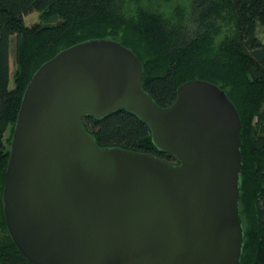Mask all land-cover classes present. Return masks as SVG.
I'll list each match as a JSON object with an SVG mask.
<instances>
[{
    "label": "water",
    "instance_id": "obj_1",
    "mask_svg": "<svg viewBox=\"0 0 264 264\" xmlns=\"http://www.w3.org/2000/svg\"><path fill=\"white\" fill-rule=\"evenodd\" d=\"M121 109L177 162L100 147L83 119ZM241 129L214 83L187 81L161 106L120 42L63 49L33 74L14 126L3 191L10 237L32 264H240Z\"/></svg>",
    "mask_w": 264,
    "mask_h": 264
},
{
    "label": "trees",
    "instance_id": "obj_2",
    "mask_svg": "<svg viewBox=\"0 0 264 264\" xmlns=\"http://www.w3.org/2000/svg\"><path fill=\"white\" fill-rule=\"evenodd\" d=\"M127 3L0 0V264H32L10 237L3 204L11 138L26 87L61 50L99 39L118 41L134 52L143 66L144 89L161 106L171 105L178 87L190 80L209 81L226 92L242 123L240 216L245 241L240 264H264V42L258 36L259 30L264 33V0H192L174 22L143 8L127 14ZM33 13L42 20L26 26L25 17ZM49 15L58 22L46 25ZM224 26L233 35L214 50V38ZM83 124L102 148L120 147L177 162L156 148L149 126L125 109L103 119L87 116Z\"/></svg>",
    "mask_w": 264,
    "mask_h": 264
},
{
    "label": "rangeland",
    "instance_id": "obj_3",
    "mask_svg": "<svg viewBox=\"0 0 264 264\" xmlns=\"http://www.w3.org/2000/svg\"><path fill=\"white\" fill-rule=\"evenodd\" d=\"M192 0H127L126 12L127 14L132 13L136 8H143L149 11L160 14L164 19L174 22L178 17L189 10ZM42 20L38 13H33L25 17L26 26H32L33 24ZM46 25H54L58 22L57 16L49 15L43 21ZM233 35L232 28L224 26L219 34H217L213 41V49L217 50L219 45L224 41L228 35ZM258 36L262 42H264V33L262 30L258 31ZM10 66L11 73L14 75L16 71L15 64V38L11 42V53H10ZM13 79L11 80V87H13ZM6 138H10V131L7 132ZM12 141V138H11ZM0 229V236H1Z\"/></svg>",
    "mask_w": 264,
    "mask_h": 264
}]
</instances>
